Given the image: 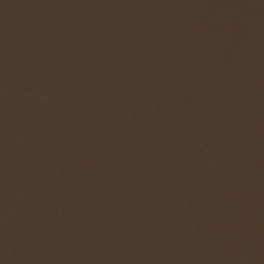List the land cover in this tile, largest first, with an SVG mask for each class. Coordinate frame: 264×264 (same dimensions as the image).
Here are the masks:
<instances>
[{"label": "water", "instance_id": "1", "mask_svg": "<svg viewBox=\"0 0 264 264\" xmlns=\"http://www.w3.org/2000/svg\"><path fill=\"white\" fill-rule=\"evenodd\" d=\"M0 264H264V0H0Z\"/></svg>", "mask_w": 264, "mask_h": 264}]
</instances>
